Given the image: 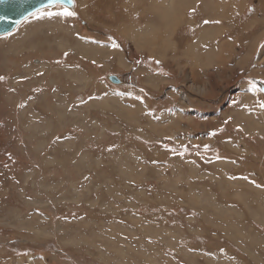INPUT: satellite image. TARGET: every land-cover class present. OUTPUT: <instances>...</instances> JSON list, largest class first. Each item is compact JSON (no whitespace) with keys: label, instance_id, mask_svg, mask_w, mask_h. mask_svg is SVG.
<instances>
[{"label":"rangeland","instance_id":"1","mask_svg":"<svg viewBox=\"0 0 264 264\" xmlns=\"http://www.w3.org/2000/svg\"><path fill=\"white\" fill-rule=\"evenodd\" d=\"M74 2L0 35V264H264V38L208 52L264 0Z\"/></svg>","mask_w":264,"mask_h":264},{"label":"crops","instance_id":"2","mask_svg":"<svg viewBox=\"0 0 264 264\" xmlns=\"http://www.w3.org/2000/svg\"><path fill=\"white\" fill-rule=\"evenodd\" d=\"M233 8L232 11L235 8V0H232ZM249 5V1L247 2V5L243 6V11H241V6L237 8V14H241V16L245 13L247 7ZM261 6V7H260ZM253 8V13L248 15L246 17V20L243 22H239L237 26L239 27V30L237 31L236 37L228 40L224 45L223 44H215L210 49H208L209 53L218 54L219 56L223 54V48L224 46L226 49L225 57L228 58L229 62L231 61L230 65V78L226 79L227 81L221 82V86H234L241 78L240 75L244 68H247V64L249 62L255 63L256 59L259 57L258 55H254L255 48L259 44V42L264 38V16H262V12L264 10V5H260ZM250 9V6H249ZM231 11V12H232ZM257 12V13H256ZM258 17H257V16ZM199 29L195 27V31ZM208 29H212L213 32L217 33H223V28L220 25H214L208 27ZM226 30H231V28H226ZM197 34V32H196ZM203 33L201 31L200 37H203ZM184 37H187V35H184ZM209 37V36H208ZM211 38V37H210ZM243 40V41H242ZM246 44V48H242L241 43ZM235 45L238 50V54L232 56L235 51ZM238 62V63H237ZM241 65V66H240ZM221 69V67H220ZM252 69L255 71L256 66L253 65ZM236 74H239V77H235ZM208 79V78H206ZM223 80L220 78V81ZM218 93V95L222 94V92H215V95ZM250 93V92H246ZM214 95V97H215ZM249 95L252 96L250 93ZM228 111L225 110L224 112ZM227 114V112H226ZM230 122H239L243 123L242 121H236L233 118L229 117ZM245 127L247 125L245 124Z\"/></svg>","mask_w":264,"mask_h":264},{"label":"water","instance_id":"3","mask_svg":"<svg viewBox=\"0 0 264 264\" xmlns=\"http://www.w3.org/2000/svg\"><path fill=\"white\" fill-rule=\"evenodd\" d=\"M56 4L49 0H0V35L13 31L15 27L32 13ZM73 10L75 2L64 0L61 4ZM111 82L121 84L123 81L115 74L108 76Z\"/></svg>","mask_w":264,"mask_h":264},{"label":"bare ground","instance_id":"4","mask_svg":"<svg viewBox=\"0 0 264 264\" xmlns=\"http://www.w3.org/2000/svg\"><path fill=\"white\" fill-rule=\"evenodd\" d=\"M38 19V18H37ZM35 20V19H34ZM62 20V19H61ZM61 20H58V22L56 23V25H55V27L53 28V30L57 27V26H59L60 28H62V21ZM64 21V20H63ZM31 23V22H30ZM33 23V22H32ZM51 23V22H50ZM35 24V23H34ZM42 24V23H41ZM44 24H46V21H45V23ZM52 24V23H51ZM31 25H33V24H31ZM39 26V25H38ZM41 26V25H40ZM42 26H43V24H42ZM205 27V26H204ZM32 28V27H31ZM38 28V27H37ZM48 29V28H47ZM49 29H51V26L49 27ZM44 29L42 28V27H40V29H38V32H36V31H32L31 29H30V26H25V25H23L20 29H19V31H18V33L15 35V36H13V37H6V38H4V39H2V41H1V44L2 45H8L10 42H17V44H18V46L19 47H23L24 46V48H27V47H30V46H28L29 45V43H31V45L32 46H37L38 44H35L34 42H37V41H35V37H36V35L37 34H43V35H45V36H47V34L46 33H49V32H45V31H43ZM52 30V29H51ZM52 30V31H53ZM208 30V27H206V28H204L203 29V35L205 34V32ZM11 32V31H10ZM38 36V35H37ZM40 37V36H39ZM32 38V39H31ZM29 39H31L30 40V42L28 43V40ZM60 46L62 47V48H65L64 46H63V44H60ZM86 48H88V47H86ZM18 51H20V50H18ZM7 58V57H6ZM8 60V59H7ZM238 63V62H237ZM87 80V79H86ZM87 83V82H86ZM203 86V85H202ZM202 86H199V85H197V88H200V89H205V86L204 87H202ZM207 92H209V91H207ZM261 213V212H260Z\"/></svg>","mask_w":264,"mask_h":264},{"label":"snow or ice","instance_id":"5","mask_svg":"<svg viewBox=\"0 0 264 264\" xmlns=\"http://www.w3.org/2000/svg\"><path fill=\"white\" fill-rule=\"evenodd\" d=\"M70 2L74 3V0H70ZM49 3H54V4H63L64 0H49ZM49 15H52V13H48ZM60 15L64 16H75L76 13L74 11H70L67 7H63L62 11L59 13ZM113 47H118V45L113 44ZM2 79V77H0ZM264 90V89H261ZM207 147V146H205Z\"/></svg>","mask_w":264,"mask_h":264}]
</instances>
